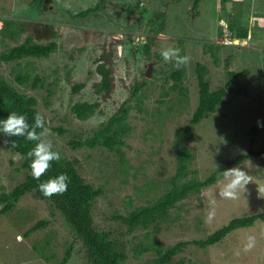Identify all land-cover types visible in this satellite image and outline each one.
Instances as JSON below:
<instances>
[{"label": "rangeland", "instance_id": "374dc122", "mask_svg": "<svg viewBox=\"0 0 264 264\" xmlns=\"http://www.w3.org/2000/svg\"><path fill=\"white\" fill-rule=\"evenodd\" d=\"M136 1L47 0L44 11H40L33 0H0L1 22L6 18L23 22L16 39L0 42V52L23 42L31 33L35 35L36 29L42 31L41 25L50 24L55 32L47 40L52 38L58 46L49 57L4 62L0 77L20 92L38 98V109L48 120L44 139L61 155L77 159L85 180L103 189L94 203V217L99 227L117 235L126 228L110 217L115 211L127 212L156 199L170 187V177L176 171V133L190 121L198 104L197 62L208 67L207 79L212 89L228 80L227 61L234 70L246 69L249 73L236 81L243 88L241 93L229 91L216 112L194 126L193 138L186 141L194 153L191 170L206 178L227 166L233 157L264 148V0H201L196 9L193 0H139L147 11L142 21L136 18L139 10L135 17L127 14L126 6ZM228 1H232L230 11ZM101 3L97 12L76 16ZM159 13H165L164 26L154 34L150 19ZM221 19L228 28L220 24ZM240 27L247 29L244 42L234 32ZM148 37L153 39L148 42ZM146 43L151 47L149 56L142 50ZM207 44L222 45L218 63L210 53H204ZM136 47L139 51L134 53ZM169 47L178 48V55L188 57L185 98L178 90L169 91L173 83L170 74L181 66L161 55ZM102 53L107 54L114 76L113 91L109 93H97L95 88L101 79L97 59ZM150 65L151 75L146 76ZM19 71L28 72L33 79L44 78V86L18 84ZM143 75L148 78L142 89L145 101L142 111L136 107L131 110L128 122L132 128L122 146L125 161L118 152L105 147L70 146L71 139L92 134L101 121L112 115L130 97L134 83L144 81ZM78 82L85 86L74 92ZM84 100L99 102L100 108L89 118L80 119L71 107ZM59 125L68 131L59 134L54 130ZM231 168L246 173L245 187L238 189L234 197L223 196L230 178L225 177L224 170L220 171L215 183L179 202L170 219L153 232L163 247L204 238L235 217L264 211V154L234 163L228 169ZM26 174L18 154L0 137V194L11 191ZM129 200L133 201L132 206H127ZM2 206L0 203V209ZM42 219L49 220V224L26 235ZM145 232L142 229L123 235L129 256L125 264H144L157 256L154 250L135 252L134 246ZM249 237L252 246L246 248ZM39 243L47 245L43 253L35 249ZM70 244L73 251L67 264H91L82 241L59 211L50 201L33 193H26L10 212L0 215V264H61ZM169 264H264V221L235 230L208 248L190 243Z\"/></svg>", "mask_w": 264, "mask_h": 264}, {"label": "trees", "instance_id": "16d2710c", "mask_svg": "<svg viewBox=\"0 0 264 264\" xmlns=\"http://www.w3.org/2000/svg\"><path fill=\"white\" fill-rule=\"evenodd\" d=\"M45 0H33V5L40 11H44ZM201 0H193V8L196 9ZM104 2V0H103ZM227 2V0H225ZM234 2V1H233ZM102 3L97 4L95 7H88L76 14L78 17H87L94 12L101 9ZM128 16H136L139 10V15L136 18L142 21L146 18V9L141 7L139 0L129 3L126 6ZM227 9V8H226ZM234 9L232 10V12ZM165 20V13L156 14L154 20L150 19L151 33L156 34L159 30L163 29ZM149 21V19H148ZM238 22L237 20H233ZM3 26L0 29V42L3 44L5 39H16L23 28V22H17L14 19L6 18L2 20ZM43 30L36 29L35 35L33 33L27 35L25 40L17 45L7 47L0 52V65L4 62L19 61L24 57L31 58H45L49 57L56 49L57 42L48 37L55 35L53 28L50 24L41 25ZM157 26V28H154ZM231 28L233 24L230 23ZM45 29V33H44ZM47 29V31H46ZM238 38L248 37L247 29L240 27L234 30ZM152 37H148V42ZM142 49L145 54L149 56L151 47L149 43L143 44ZM222 45L207 44L204 53H210L216 63L219 62V51ZM134 53L139 51V47L135 48ZM106 53H102L97 61L98 72L101 75L100 81L95 85L97 93H109L113 91L114 76L112 74L111 66L107 64ZM181 56H184L182 54ZM229 78L221 86L212 89L207 75L209 69L201 62L196 63V75L199 87L198 104L192 113L190 121L183 127L178 129L174 146L177 148L176 152V171L170 177V187L156 199L149 201L145 204H140L133 207L131 210L120 213L115 211V214L110 217L118 222H121L126 230L120 231L119 235L114 234V231L102 229L97 224L94 217V203L96 199L103 194L101 187H95L93 184L87 182L80 174L78 169V160L70 159L60 154L58 161H51V167L39 178L35 179L32 175L31 161L34 157L28 156V153L38 143L36 140H27L23 136L7 137L0 133V137L5 139L21 159L22 168L27 170L25 179L18 183L11 191L3 192L0 194V215L10 212L26 193H33L37 198L48 200L52 203L54 208L59 211L61 216L65 219L71 231L77 238H79L86 250L87 259L91 264H125L129 258L127 253V241L123 239L126 233L133 234L137 230H146L145 237L134 246L135 252L143 254L144 252L154 250L157 256L151 261L144 264H169L171 258L181 252L185 246L190 243L196 244L202 248H208L214 244L222 242L231 232L247 228L255 225L260 220L264 221V211L244 216L235 217L216 228L204 238L192 239L187 241H180L175 245L163 247L158 239L153 236V232L168 221L171 217V211L179 202H182L189 196L201 192L204 187H207L216 182L218 173L226 170L234 163H239L244 159L250 158L253 155L264 154V148L258 151H250L233 157L227 166L213 171L206 178H201L197 170H191V164L194 160V153L186 145V141L193 138V128L196 124L200 123L204 118L216 112L217 107L223 101V98L229 91L241 93L242 87L237 86V79L241 75L248 74L249 71L244 69L236 71L231 68L229 61ZM144 76V75H143ZM170 77L173 79L169 91H176L181 94L182 98L187 96L188 88L184 86L186 77V65L181 64L177 69L172 71ZM144 76L143 82H135L131 88V95L128 99L124 100L106 120L101 121L99 126L96 127L92 134H88L78 139H71L69 144L74 148L78 147H105L111 151L119 153L121 159L125 161V152L122 146L125 144L124 138L131 130V125L128 119L131 115V110L136 107L139 111L143 110V103L145 101V94L142 89L145 85ZM16 81L20 85H28L32 82L34 88L44 86L45 79L36 76L34 79L28 72L19 71L16 76ZM85 84L78 82L74 85V92L81 90ZM52 93V90H49ZM168 93V92H167ZM132 101L136 103L133 104ZM38 98L26 93L20 92L14 87L6 78L0 77V119H4L13 111L18 114L26 115L27 121L30 126L35 124V116L37 114L44 118V127L47 128L48 120L44 113L38 109ZM100 108L99 102H90L88 100L77 101L71 107L74 115L80 119H87L95 114ZM59 134H65L68 129L63 125L54 128ZM35 131L39 134L43 131L41 128H36ZM45 133V132H44ZM40 140L48 142L44 139V134L40 136ZM52 150L55 149L52 147ZM61 172H65L69 176L67 191L63 194H54L51 197L44 196L40 191L38 185L47 181L50 177H55ZM133 201L129 200L127 206H132ZM112 214V213H111ZM49 224V220L42 219L35 223L30 229L27 230L26 235L41 229ZM136 238V237H134ZM49 241V239L47 240ZM73 244H70L65 252V256L61 264H67L72 257ZM47 245L38 244L35 246L40 253Z\"/></svg>", "mask_w": 264, "mask_h": 264}, {"label": "clouds", "instance_id": "9594fccd", "mask_svg": "<svg viewBox=\"0 0 264 264\" xmlns=\"http://www.w3.org/2000/svg\"><path fill=\"white\" fill-rule=\"evenodd\" d=\"M225 27L228 28V24ZM240 39L244 42L246 38H238V40ZM179 51L178 48L169 47L165 49L161 55L165 60L174 59L178 65L187 63L188 57L178 55ZM44 124V118L37 114L35 116V124L30 126L26 115L18 114L15 111L9 113L6 118L0 119V133H3L7 137L23 136L27 140L38 141L35 147L28 153V156L34 157L31 161V169L32 175L35 179H39L51 167V161H58L60 159V153L52 150L50 142L40 140V136L47 131ZM36 128H41L43 131L38 134L35 131ZM224 174L226 178H230L229 183L225 185L224 191L222 192V195L225 197H234L237 194L238 189L245 187L248 183L245 179L246 173L242 169H227L224 170ZM69 179L67 173L61 172L55 177H50L47 181L40 183L38 187L43 195L47 197H51L54 194H63L67 191ZM248 239L249 243L246 245V248L252 246V237H249Z\"/></svg>", "mask_w": 264, "mask_h": 264}, {"label": "water", "instance_id": "95a60500", "mask_svg": "<svg viewBox=\"0 0 264 264\" xmlns=\"http://www.w3.org/2000/svg\"><path fill=\"white\" fill-rule=\"evenodd\" d=\"M47 0H45L46 2ZM231 5H232V1H228L227 3V8L230 11L231 10ZM2 27V22L0 21V28ZM152 72V66L150 65V67L147 69L146 71V76H150Z\"/></svg>", "mask_w": 264, "mask_h": 264}, {"label": "built area", "instance_id": "2783aa9c", "mask_svg": "<svg viewBox=\"0 0 264 264\" xmlns=\"http://www.w3.org/2000/svg\"><path fill=\"white\" fill-rule=\"evenodd\" d=\"M220 22H221V24L227 26V24H226V22L224 20H221Z\"/></svg>", "mask_w": 264, "mask_h": 264}]
</instances>
